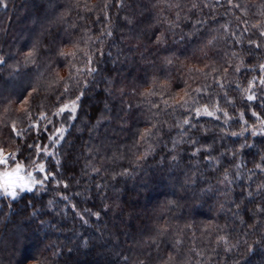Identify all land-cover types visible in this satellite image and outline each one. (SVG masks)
I'll use <instances>...</instances> for the list:
<instances>
[{"label":"trees","instance_id":"obj_1","mask_svg":"<svg viewBox=\"0 0 264 264\" xmlns=\"http://www.w3.org/2000/svg\"><path fill=\"white\" fill-rule=\"evenodd\" d=\"M104 2L80 0L79 7L74 6L76 0H3L0 4V57L4 60L0 65L3 97L0 119L15 120L18 128H26L29 121L16 109L29 92L38 89L30 98L32 119L36 120L41 111L48 113L53 121L48 127L49 133L53 126L73 124L59 148V166L54 158L37 157L34 149L27 148L28 144L51 147L42 129L26 132L21 140L13 136L10 127L0 125V141L5 142L6 151L14 150L17 145L21 149L17 162L25 166L22 176L30 172L36 179L42 178L44 174L33 169L32 161L43 163L47 172L56 174L55 179L49 178L42 188L37 185L31 192H21L16 200L0 196V264H165L170 255L175 257L171 264H264V226L256 223L264 221V214L252 216L256 204L248 203L246 195L248 191L255 192L257 184L264 182V173L254 167L256 163L264 164L261 160L264 135H251L252 126L257 131L260 128L252 111L264 118V107L260 106L264 92L257 87L253 90L259 99L243 98L248 81L261 73L258 68L252 70L250 67L235 72L239 59L231 56L236 51L246 65H252L264 62V51L257 50L255 57L250 56L247 54L249 46L235 45L230 35L232 31L239 35L243 28L251 29V25L264 21V16L259 15L262 0H239L248 8L247 16L239 10H229L231 6L226 0H220L219 4L212 0L208 7L201 0H179V9H164V16L169 20L176 19L177 11L181 18L163 48L154 44L156 36L167 27L155 24L159 11L158 7H153L155 0H125L123 8L118 6V0H111L106 9ZM193 3L198 5L196 9L191 8ZM85 4L92 11L84 10ZM66 10V23L49 27ZM125 17L133 23L128 24ZM197 20L203 23L197 24ZM242 20H247V25L241 23ZM73 23L75 28L67 27ZM223 24L228 25L229 34L220 27ZM105 28L111 29L112 36L101 37L102 44L98 41L84 44L88 36L95 39ZM65 29L70 37L64 35ZM48 33L63 36L61 44L69 38L83 37L81 47L88 51L101 49L105 53L95 58L99 71L94 80L88 78L91 83L75 121L52 116L61 104L74 99L78 90L57 100L63 83L53 84V74L58 71L60 76L66 77L68 70L54 52L43 46L49 43ZM189 33L191 35H185ZM181 36L185 37L183 41L172 43L179 41ZM213 36L216 37L213 45L205 47ZM243 38L257 39L258 33L251 29ZM38 39L42 46L35 57L36 63L26 64L24 56ZM109 52L111 57L107 55ZM173 53L179 57L177 66L182 61L186 68H204L208 64L205 73L211 72L213 67L217 69L207 79L200 73H193L197 78L188 82L193 88L210 85L200 104L209 105L211 110L212 104L219 101L231 119L225 123L223 113H217L218 120L193 116L192 122L197 127L189 130L185 125L188 135L184 139H196L198 143H181L175 151H170L173 139H178L182 131L174 125L188 113L183 109L175 113L170 108L166 112L149 110L148 98L140 96L139 92L150 87L145 78L151 80L154 74H160L162 58ZM84 59L81 56L76 61L77 67ZM113 60L117 62L114 64ZM172 76V90L180 92L188 74L173 69ZM103 77L112 79L113 83L107 84ZM214 79L223 83V89L213 82ZM105 88H111L112 95L105 92ZM121 88L123 95L119 91ZM225 92L232 104L226 102ZM150 99L159 103L158 97ZM10 100L13 103L5 113L4 108ZM41 101L43 109L38 107ZM105 102L111 111H104ZM155 112L161 114L153 116ZM102 114L110 117L111 122L104 120L100 127L93 129L92 125ZM150 116L151 122L147 120ZM152 122L160 129V135L150 141L156 151L137 166L131 163L135 155L143 151L135 145L137 130L150 127ZM170 126H173L171 130ZM243 129H248L243 135H232ZM242 144L250 147L241 148ZM201 145H211L210 152L201 151L193 156L192 152ZM121 155L124 158L117 159ZM174 155L178 157L176 161L171 159ZM208 156L217 158L219 163L207 159ZM237 163L241 164L239 169L235 167ZM9 164L14 165L11 161ZM92 168L100 171L93 172ZM125 169L132 175H116ZM226 169L228 179L220 183ZM250 175L251 180L248 179ZM57 180L63 183L57 185ZM188 180L195 183L185 185ZM255 199L264 205L259 197ZM170 200L175 204H168ZM97 212L99 217L92 214ZM188 224L192 227H185ZM209 224L211 226H207ZM253 224L255 228L249 227ZM157 225H170L168 233L158 238V247L150 239L156 236ZM221 236L226 237L227 244L218 243ZM177 240L181 243L174 247ZM232 245L235 247L231 251L225 250Z\"/></svg>","mask_w":264,"mask_h":264},{"label":"snow or ice","instance_id":"obj_2","mask_svg":"<svg viewBox=\"0 0 264 264\" xmlns=\"http://www.w3.org/2000/svg\"><path fill=\"white\" fill-rule=\"evenodd\" d=\"M80 0H76V3L74 6L79 7ZM227 4L230 5V9H236L239 10L241 13H243L244 16L248 15V8L246 6H242V3L239 2V0H226ZM3 3V0H0V4ZM111 3V0H105L104 2V9L108 7V5ZM201 3L204 4L205 7H208L212 4V0H201ZM216 4L220 3V0H215ZM6 7V5H4ZM118 6L123 8L126 6L125 0H118ZM154 8L158 7L159 11L156 14L155 17V24L156 25H167V27L164 29V31H161L159 35L156 36L154 44L157 45L159 48H163L168 44V35L174 33V30L179 26L177 24V21L180 20V12H176V19L175 20H169L166 16H164V9L171 10L173 8H180L179 0H176V2H173V0H155V4L153 5ZM198 5L196 3H193L191 5V8L196 9ZM104 9H101V11H104ZM260 16H264V0H262L260 5ZM84 10L86 11H92V8L89 7L87 4L84 5ZM106 14V13H105ZM68 15V11L61 13L59 16L56 17L54 21H52L49 24V27H55L58 24H64L66 23L65 17ZM214 18V17H213ZM185 19H188L186 16ZM237 20H240V17H236ZM125 20L128 24H132V19L125 17ZM197 24L203 23V21L197 20ZM241 23L247 25V20H242ZM68 28H75V23L70 24L67 26ZM225 30L226 34L228 33V25L223 24L220 26ZM251 29H256L258 33L257 39H244V34L249 32ZM251 29L249 27L243 28V30L240 32L239 35L235 31H232L230 33L231 37L234 39L235 45H243L247 44L249 46L247 54L250 56L255 57L257 55V50L264 51V21H258L256 24L251 25ZM46 31V30H45ZM198 31V30H197ZM44 32L41 33L43 35ZM64 35L71 36L70 33L67 32V29H65ZM87 35V33H85ZM185 35H191L185 34ZM49 36V43L48 45H43L49 52H54L55 56L60 58L62 62H64L65 67L68 70V74L66 77H62L59 75V72H55L53 74V81L52 83L55 85H60L63 83V90L60 93V95L57 96V100L59 101L61 97L67 96L69 93H71L74 89L78 90V94L75 95L74 99H69L67 102L61 104L55 112L52 113V116H55L57 118L63 117L65 121H75L77 119V112L81 109V101L83 97L85 96L86 90L89 88V84L91 81L88 79L91 77L93 80L95 79V75L98 73L99 69L96 66V56L97 54L103 56L105 53L101 49H96L95 51H88L85 47H81V40L84 39L81 37L80 39H71L69 38L68 41L65 44H61V40L63 39V36H61L59 33L52 34L48 33ZM111 37L112 31L110 28L102 29L99 36H96L95 39H93L91 36H88L86 40H84V44L87 45L89 41H91L93 44L97 41L101 44L104 42L101 37ZM184 36L180 37L179 41L173 40L172 43H179L180 41L184 40ZM216 40V37L213 36L211 39L207 41V45L205 47L213 45L214 41ZM70 45V47L68 46ZM42 46L41 40H36L32 44V48L30 51H28L25 56V63H31L35 64L36 60L35 57L39 53L40 48ZM203 55H207L206 52H203L201 49ZM109 57H111V52L107 53ZM84 57L85 59L81 62V66L77 67L76 61H79L80 58ZM232 57H236L239 59V63L235 65L234 71L239 72L241 68L250 67L252 70L259 69L261 75L259 76H252V78L248 81V87L243 89V92L245 93L244 99L248 101H254L259 99L256 92L253 90L257 87L261 88V91L264 92V62L252 64V65H246L244 63V59L242 56H240L236 51H233L231 53ZM179 61V57L175 55V53L172 54V56H165L162 58L161 61V69L160 74H154L151 78V80H148L145 78V83H149L150 87L144 91H140L139 95L142 97H146L148 105H150V109H160L161 112H166L169 108L172 109V113H175L177 109H183L188 115L183 119L177 121L176 125L174 127L180 128L182 131L178 134V139H173L172 141V148L170 151H175L177 146L181 143H190L192 145H195L198 143L196 139H184L188 135V131L184 130V126H189V130L195 129L197 125L192 122V117H201V116H208L213 117L214 119H220V116L217 115V113H223V116L225 117V123H227L228 119H231L229 117L228 112L221 108L219 105V101H216L212 104L211 110H209V105L207 104H200V99L207 95V89L210 85L204 84L203 86H197L193 88L191 84H189V80L195 81L197 77H194L193 73H200L204 76L205 79L208 78L209 75H211V72H216V68H212L211 72L205 73L204 69L208 68L209 65L205 64L204 68H197L195 66L187 67L185 66L184 62L180 61L179 65L177 66V62ZM114 64L117 62L116 60L112 61ZM4 63V60L2 57H0V65ZM155 67V65H153ZM175 70L176 72H184L186 71L188 74V78L183 81L184 87L180 89V92H182V95L180 92H173V76H172V70ZM225 74H227V69H225ZM105 82L109 85L113 83V80L108 77H103ZM71 82V83H69ZM214 83L219 84L220 88L223 89L224 85L219 81V79H214ZM179 87V85H177ZM239 87V85H237ZM105 92H107L109 95H112L111 88H105ZM120 94H124V90L121 88L119 89ZM38 89H33L31 92L28 93V96L20 102L19 107L16 109V111L23 114V119L29 121V124L26 128H18L17 127V121H11L7 122L4 119H0V125L10 127L11 132L14 137H19L21 140H23L24 135L26 132L29 131H37L39 132L41 129L45 134L48 135V140L51 142V147L49 145H44L41 147L39 144H28V149H34L36 152V156L39 157L41 155L45 157H52L55 159V162L57 166L60 165V159H59V148L62 144V142H65V134L68 132L69 128L73 127L72 123H61L59 127L53 126V129L51 133L48 132L49 125H53L52 119L49 117L48 113L41 111L38 114V117L36 120L32 119L33 111H32V104H31V97H33L34 93H37ZM133 92H135V89H133ZM225 100L227 103L232 104L233 101L227 97V93L225 92ZM177 96H179V99H177ZM151 97H158L159 103H153L150 99ZM2 94H0V102H2ZM13 101L8 102V106L4 108V112L7 113L10 108ZM199 105V106H197ZM44 102L41 101L38 105L41 109H43ZM261 107H264V101L261 102ZM104 111H111V108L109 107L108 103H104ZM161 112H155L152 115L153 116H159ZM67 113V116L64 114ZM241 118H243V113H240ZM252 116L256 117L257 121L259 122L260 128L259 131H257L255 126H252L251 135L255 136L257 134L264 135V118L260 117V115L252 111ZM104 120H108L111 122V118L104 116L103 114L97 119L96 123L92 125L93 129H96L100 127L102 122ZM147 120L151 122L152 117H147ZM46 121V123H44ZM247 123V121H245ZM171 127H169V130H171ZM79 131V129H77ZM155 130V131H154ZM248 129H243L240 133H232L233 136L235 135H243V131H247ZM206 132L207 129H204ZM138 139L135 141V145H138L143 148V151L140 152L138 155H135V159L131 161V163L139 166L141 161L147 160V158L155 153L156 147L153 143H151V140H155L156 136L160 135V129L158 127V124L155 122L151 123L150 127H146L143 130H137ZM15 140L13 139V143ZM211 145H201L199 148H196L195 151L192 152L193 156H197L201 151L204 152H210ZM241 148L244 147H250V145L242 144L240 145ZM20 147L19 145L16 146L14 150L6 151L5 148V142L0 141V167H3V171L0 172V196L11 198L12 200L18 199L21 192H31L33 189L39 185L41 188L44 186L45 182L49 179H55V173H49L45 169V165L43 163H36L35 161H32V167L33 169L38 173H43L41 179H36L32 173L27 172L24 176L21 175V173H25V166L21 162H17V155L20 154ZM221 155H224V153H221ZM233 156L236 155V153H232ZM124 157L121 155L117 157V159H123ZM207 159L214 160L216 163H219V160L215 157L208 156ZM171 159L173 161H176L178 159L177 156H172ZM261 160H264V156H261ZM12 162V164L15 165V167L9 169V162ZM85 167H88V165H85ZM237 169L241 167V164L237 163L235 165ZM256 169H259L262 173H264V164L256 163L254 165ZM93 172H99L100 169L98 168H92ZM250 172L252 170H249ZM255 173H253L254 175ZM116 175L120 176H131L132 172H130L128 169H125L123 172L117 173ZM115 179V176L113 177ZM228 179L227 169L225 170L224 174V180H221L220 183H224L225 180ZM249 180L252 179V176L250 175L248 177ZM57 185L63 183L62 181L57 180ZM195 183L194 180H188L185 181V185ZM231 183V181H229ZM64 187H67V184H64ZM97 187H100V185H97ZM241 195H244V193H241ZM248 199V203L250 204H256V208L252 213L253 217H256L258 214H264V205L258 204L256 202V197H259L261 201H264V182H261L257 184L256 191H248L246 193ZM64 199H67V197H64ZM51 201H49V204L51 205ZM168 204H175V201H168ZM108 206L105 205V208ZM240 205H237V208H239ZM221 211H223V206H221ZM93 215H96L99 217L100 213H92ZM35 215V213H33ZM257 224H261L264 226V221L257 220ZM207 226H211L210 224ZM255 224L249 225V227L255 228ZM170 225H157L155 228L156 236L151 237V242L153 244L158 243L157 240L159 237L165 236L168 233ZM185 227L191 228L192 225L188 224ZM181 242L177 240L175 242V245H179ZM218 243H224L227 244L226 237H219ZM257 243H260V241H257ZM232 247H235V245H232L230 247H227L226 251H231ZM249 252L252 251L251 247L248 249ZM125 260H127V257H124ZM175 259L174 256L170 255L168 260L165 261V264H171V262Z\"/></svg>","mask_w":264,"mask_h":264},{"label":"rangeland","instance_id":"obj_3","mask_svg":"<svg viewBox=\"0 0 264 264\" xmlns=\"http://www.w3.org/2000/svg\"><path fill=\"white\" fill-rule=\"evenodd\" d=\"M12 81V80H11ZM11 81L9 80V83H11ZM13 167H15V165H10L9 164V169H11V168H13ZM4 169H3V167H0V172H2Z\"/></svg>","mask_w":264,"mask_h":264}]
</instances>
